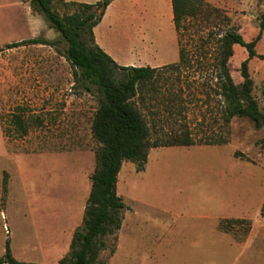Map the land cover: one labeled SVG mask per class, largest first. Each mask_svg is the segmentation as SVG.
<instances>
[{"label":"rangeland","instance_id":"rangeland-1","mask_svg":"<svg viewBox=\"0 0 264 264\" xmlns=\"http://www.w3.org/2000/svg\"><path fill=\"white\" fill-rule=\"evenodd\" d=\"M12 1L0 0L11 3L9 17L0 18V256L10 239L16 258L56 264L83 221L100 146L92 130L99 100L77 81L61 33L30 0H19L20 6ZM171 4L118 0L110 13L116 19L115 49L128 53L126 32L132 35L145 21L153 44L144 66L179 61ZM55 8L62 15L74 10ZM263 13L264 0H206L201 14L186 21L182 45L188 61L178 70L163 67L137 102L153 139L187 133L196 143L151 148L142 171L135 162H123L117 191L127 207L118 240L108 238L99 264H264V126L256 129L247 117L225 125L216 82L218 38L236 30L254 39ZM30 38L58 42L7 47ZM236 49L230 66L239 83L248 53ZM256 50L264 57V32ZM249 66L264 111V58L254 57ZM14 114L25 119V132ZM218 140L228 142L206 144ZM216 224L227 237L210 238ZM173 237L177 242L169 241ZM197 237L204 240L196 247Z\"/></svg>","mask_w":264,"mask_h":264},{"label":"trees","instance_id":"trees-1","mask_svg":"<svg viewBox=\"0 0 264 264\" xmlns=\"http://www.w3.org/2000/svg\"><path fill=\"white\" fill-rule=\"evenodd\" d=\"M113 0H99L94 3L66 0H30L34 11L42 14L51 27L61 33L68 42L66 58L74 68L77 81L84 88L98 96L92 130L100 146L96 151L97 166L92 175V186L87 199L84 217L72 237L68 253L56 264H99L101 252L109 248L108 238L118 240L126 204L118 194V175L123 162L132 161L137 170L142 171L148 161L151 148L163 146H189L195 144L192 136L185 133L171 135L170 138H152L151 123L138 105L137 99H145L147 88L153 86L163 67L178 70L188 61V53L182 45L183 33L189 28L186 21L197 18L206 0H171L173 22L178 33L180 59L160 67L125 66L119 64L95 41L94 27L98 25L107 7ZM61 4L74 7L65 15L55 8ZM264 32V13L260 17L257 36L247 41L241 32L228 30L219 38L216 82L218 94L223 100V123L229 125L235 117H247L255 128L264 126V111L253 94L254 80L250 71V61L254 57L264 58L256 47ZM58 41L30 38L7 44L8 48L25 44L56 45ZM244 47L248 56L240 66L241 82H236L230 66L234 62L236 47ZM232 68H234L232 64ZM14 122L24 132L26 121L20 114H14ZM5 137L8 130L1 115ZM218 140L213 143H226ZM264 217V204L261 210ZM117 249L115 243L110 248L111 255ZM0 264H39L16 258L11 249L10 239L6 240L5 252L0 256Z\"/></svg>","mask_w":264,"mask_h":264},{"label":"crops","instance_id":"crops-1","mask_svg":"<svg viewBox=\"0 0 264 264\" xmlns=\"http://www.w3.org/2000/svg\"><path fill=\"white\" fill-rule=\"evenodd\" d=\"M66 1H77V2H84L83 0H66ZM118 0H113L112 3L107 7L105 14L103 16V19L101 22L94 27V36L96 43L103 48L107 53H109L119 64L125 65V66H143L145 64H148L151 53L150 52V44H153V39L149 36L148 32L146 31V25L145 21L142 23H138L135 27V32L132 33V35L129 36V34L126 32L127 36L125 39L126 47H130L128 50V53H123L122 51H117L113 45L112 38H115L114 35V27L116 24V19L114 17L110 16L111 9L114 6V4ZM10 2H6L5 5L0 3V18L3 19L5 17H9V13L7 16H5V10L9 9ZM23 5L19 0H13L12 6H20ZM172 6V4H171ZM24 9V6H22ZM18 19L20 18V15H17ZM144 16V15H143ZM24 20V19H22ZM144 23V24H143ZM148 34V35H147ZM22 39L15 40L16 42L21 41ZM24 40V39H23ZM12 43V42H10ZM9 44V43H8ZM0 45H2L0 43ZM164 64L160 63H153L152 67H160ZM123 167V165H122ZM122 170V168H121ZM121 170L118 175V182L119 177L121 178ZM118 184V183H117ZM211 233H213L210 238H215L219 233L224 234L225 237L228 236V232L224 229H221L218 224H216L213 228H211ZM170 239V238H169ZM204 239H201V237H197L194 239V245L197 247L203 243ZM170 242H177V238H171L169 240ZM233 240H229V243L232 244ZM118 249V247H117ZM116 249V252H117ZM115 252V253H116ZM114 253V254H115ZM208 255H212V253H208Z\"/></svg>","mask_w":264,"mask_h":264}]
</instances>
